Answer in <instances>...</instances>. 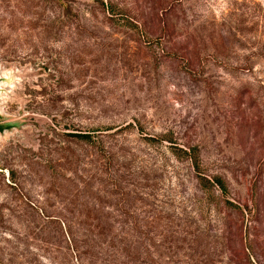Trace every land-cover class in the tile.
I'll return each mask as SVG.
<instances>
[{
    "label": "rangeland",
    "instance_id": "rangeland-1",
    "mask_svg": "<svg viewBox=\"0 0 264 264\" xmlns=\"http://www.w3.org/2000/svg\"><path fill=\"white\" fill-rule=\"evenodd\" d=\"M0 264H264V0H0Z\"/></svg>",
    "mask_w": 264,
    "mask_h": 264
},
{
    "label": "trees",
    "instance_id": "trees-1",
    "mask_svg": "<svg viewBox=\"0 0 264 264\" xmlns=\"http://www.w3.org/2000/svg\"><path fill=\"white\" fill-rule=\"evenodd\" d=\"M75 135L79 136V137H82V138L89 137V135L87 133H84V132H76ZM185 152L188 154V157L190 158V162L192 163L193 167L197 170L199 168L198 167L199 163H198V160H197L196 151L193 149V147H191L188 150H185ZM212 180L218 186L220 191H222V192L225 191L224 181L220 177L213 176Z\"/></svg>",
    "mask_w": 264,
    "mask_h": 264
}]
</instances>
